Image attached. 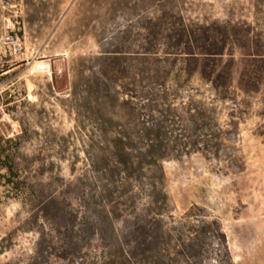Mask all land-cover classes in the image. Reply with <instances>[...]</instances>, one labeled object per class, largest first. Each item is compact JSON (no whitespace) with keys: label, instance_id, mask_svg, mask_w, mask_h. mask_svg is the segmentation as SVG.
<instances>
[{"label":"rangeland","instance_id":"1","mask_svg":"<svg viewBox=\"0 0 264 264\" xmlns=\"http://www.w3.org/2000/svg\"><path fill=\"white\" fill-rule=\"evenodd\" d=\"M164 1L17 0L26 54L50 60L60 73L51 66L49 74L27 77L23 67L8 71L13 61L0 63V169L12 165L26 186L24 197L12 198L0 179V264L94 262L99 208L84 134L111 108L100 95L103 58L143 53L146 18L159 16ZM251 1L185 0L183 14L252 23ZM256 31L264 41V19ZM155 51L161 56L160 46ZM247 53L229 46L218 59L231 75L225 99L196 73L179 91L183 102L192 98L213 111L222 131L218 157L193 153L162 167L175 216L199 207L219 222L234 264H264V80L255 79L258 63ZM126 62L125 76L143 71Z\"/></svg>","mask_w":264,"mask_h":264},{"label":"trees","instance_id":"2","mask_svg":"<svg viewBox=\"0 0 264 264\" xmlns=\"http://www.w3.org/2000/svg\"><path fill=\"white\" fill-rule=\"evenodd\" d=\"M250 4L252 23L218 22L186 18L185 0H165L159 16L146 18L143 53L103 58L100 95L111 108L104 109L93 132L84 134V153L96 180L91 197L99 208L91 264H234L217 220L197 206L173 214L162 163L193 153L218 157L222 131L213 111L192 98L183 102L179 94L195 73L225 99L231 75L218 59L231 46L256 59L254 77L264 80V41L256 31L264 0ZM128 60L143 64V71L132 67V75L125 76ZM2 170L0 179L12 198L24 197L26 186L15 168L4 162Z\"/></svg>","mask_w":264,"mask_h":264},{"label":"built area","instance_id":"3","mask_svg":"<svg viewBox=\"0 0 264 264\" xmlns=\"http://www.w3.org/2000/svg\"><path fill=\"white\" fill-rule=\"evenodd\" d=\"M21 22V10L17 0H0V50L5 56L23 55L24 42ZM27 77L49 74L51 64L48 60L35 57L23 61Z\"/></svg>","mask_w":264,"mask_h":264},{"label":"crops","instance_id":"4","mask_svg":"<svg viewBox=\"0 0 264 264\" xmlns=\"http://www.w3.org/2000/svg\"><path fill=\"white\" fill-rule=\"evenodd\" d=\"M28 58H31V54L30 55L29 54H26L25 50L23 51V55L22 56H19V57H9V56H5L1 52V50H0V63L2 64V62H6V61H3V60H7V61L9 60V61H13L12 65H10V67L15 66L14 68L9 69L8 71H11V70H13V69H15L17 67H23V74H25L23 61L25 59H28ZM48 61L50 62V60H48ZM50 64L53 67L54 73H60V70H57L54 67L53 63L50 62ZM25 76H26V74H25Z\"/></svg>","mask_w":264,"mask_h":264}]
</instances>
